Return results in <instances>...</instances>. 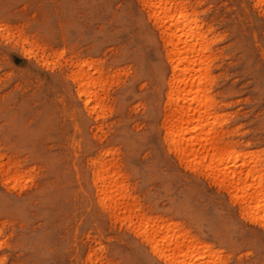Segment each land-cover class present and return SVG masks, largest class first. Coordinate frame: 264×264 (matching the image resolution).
I'll list each match as a JSON object with an SVG mask.
<instances>
[{"label":"rangeland","instance_id":"374dc122","mask_svg":"<svg viewBox=\"0 0 264 264\" xmlns=\"http://www.w3.org/2000/svg\"><path fill=\"white\" fill-rule=\"evenodd\" d=\"M196 2L215 41L221 130L264 159V4ZM142 15L137 0H0V264L52 263L73 249L93 264H151L133 248L128 226L95 206L75 217L71 229L81 226L74 238L56 240V214L80 205L77 174L99 154L135 173L123 177L132 199L121 212L141 211L159 223L190 212L206 239L220 237L225 264H264V229L225 208L212 183L193 195L185 173L150 153L155 140L147 127L156 108L148 79L157 55ZM82 62L84 74L101 83L92 87L97 100L114 114L90 113L65 90L64 74ZM163 173L173 177L164 185ZM233 252L237 259L229 261Z\"/></svg>","mask_w":264,"mask_h":264},{"label":"bare ground","instance_id":"6f19581e","mask_svg":"<svg viewBox=\"0 0 264 264\" xmlns=\"http://www.w3.org/2000/svg\"><path fill=\"white\" fill-rule=\"evenodd\" d=\"M252 1L264 4V0ZM137 2L147 26L143 30L152 37L157 55L148 79L154 88L156 108V116L147 127L155 140L150 153H162L173 167L185 173L188 184L194 185L193 195L199 184L212 183L225 208L231 204L235 209L232 214L263 230L264 159L261 154L247 152L252 144H238L234 132L221 130L225 122L219 116L220 102L214 93L215 41L210 39L212 27H205L200 4L191 0ZM85 65L78 63L77 72L64 74L65 90L90 113L114 114L115 108L97 100L92 87L99 88L101 83L84 74ZM110 154L108 150L104 156ZM125 175L130 180L135 178L125 161L113 166L101 154L92 157L88 169L77 174L80 188L75 198L80 205L70 202L62 214V209L56 214L57 238L61 239L55 236L56 240L65 243L74 238L81 226L71 229L76 225L75 217L79 211L87 212L95 206L128 226L133 248L143 252L151 264H225L224 252L218 249L220 237L206 239L194 214L175 211L170 213L172 218H162L159 223V217L146 216L141 211H126V207L121 212L123 201L132 199L130 188L123 182ZM171 179L163 173L160 184ZM105 249L102 244L99 250ZM64 257L71 264H93L91 256L85 258L77 249L58 254L47 264H60ZM236 259L234 252L229 254V261Z\"/></svg>","mask_w":264,"mask_h":264}]
</instances>
